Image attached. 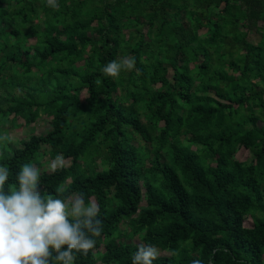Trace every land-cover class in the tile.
Instances as JSON below:
<instances>
[{"label": "trees", "instance_id": "1", "mask_svg": "<svg viewBox=\"0 0 264 264\" xmlns=\"http://www.w3.org/2000/svg\"><path fill=\"white\" fill-rule=\"evenodd\" d=\"M57 3L0 0L5 190L31 162L45 195L98 204L103 232L74 264H131L135 237L169 254L153 264H264V0ZM126 52L133 70L102 72ZM57 154L70 165L47 173Z\"/></svg>", "mask_w": 264, "mask_h": 264}, {"label": "clouds", "instance_id": "2", "mask_svg": "<svg viewBox=\"0 0 264 264\" xmlns=\"http://www.w3.org/2000/svg\"><path fill=\"white\" fill-rule=\"evenodd\" d=\"M58 7L57 0H47ZM136 67L130 53L109 61L102 72L116 77ZM0 136V143L5 141ZM57 154L49 164L55 171L64 164ZM9 166L0 163V264H74L75 253L87 254L96 246L103 232L100 208L91 198L74 193L61 199L45 195L41 186V168L24 163L15 183L5 185L11 176ZM160 250L151 244L138 243L131 264H153ZM192 264H203L200 259Z\"/></svg>", "mask_w": 264, "mask_h": 264}, {"label": "rangeland", "instance_id": "3", "mask_svg": "<svg viewBox=\"0 0 264 264\" xmlns=\"http://www.w3.org/2000/svg\"><path fill=\"white\" fill-rule=\"evenodd\" d=\"M246 23V22H244ZM245 24H243L242 27H244ZM258 25L260 26L261 23H258ZM145 30H143L144 32ZM244 32H247V38L248 40L255 44L258 40V36L254 33V31H247V30H242ZM199 35L200 36H204V34L206 33V29L205 28H201L199 29L198 31ZM84 57V56H83ZM82 62L79 60L77 64H81ZM168 71V70H167ZM171 70H169V73H168V78L170 77L171 73H170ZM82 98L86 95L84 92H82ZM18 125H20L19 127L15 128L14 130L10 131L9 132V140L15 144L17 142V140H20V139H23L25 138L27 135H26V132H28V129L31 130L34 134H42L43 132H45L46 130L50 129V125L47 124V121L45 120V117H42L40 120H38L34 125H33V128H23L22 125H23V121L22 119H18ZM31 127V126H30ZM26 131V132H25ZM190 149L193 151L195 150V146H191ZM251 157V154L246 150V149H243V148H240L237 152H236V159L240 162H245L247 160H249ZM49 158L48 156H45L44 158H42L41 162H45V161H48ZM52 160H50L48 162V165L50 164ZM64 166H68L70 165V161L69 160H64ZM47 173L50 172V168L46 169L45 170ZM41 172H42V169H41ZM145 206V202H142V207ZM244 226L245 227H250L251 226V220L248 219V220H245L244 222ZM127 231H129L128 227H126ZM132 242L133 243H136L138 244L140 241L137 237L133 238L132 239ZM161 254L160 255H169L168 253L162 251L160 252Z\"/></svg>", "mask_w": 264, "mask_h": 264}]
</instances>
